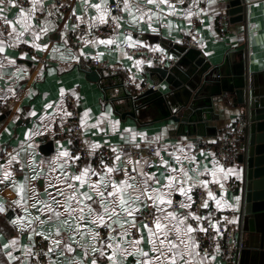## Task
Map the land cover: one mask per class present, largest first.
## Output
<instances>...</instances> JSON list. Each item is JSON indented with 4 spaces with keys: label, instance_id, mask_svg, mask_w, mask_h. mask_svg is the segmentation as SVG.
<instances>
[{
    "label": "crops",
    "instance_id": "0c3cea01",
    "mask_svg": "<svg viewBox=\"0 0 264 264\" xmlns=\"http://www.w3.org/2000/svg\"><path fill=\"white\" fill-rule=\"evenodd\" d=\"M55 1L38 0L29 30L21 26L17 16L20 7H31V0H25L24 5L16 3L3 6V18L13 21L15 35L20 32L24 34L18 39L9 37L8 33L12 31L10 25L9 31H0V41L4 42V51L0 52V99H15L0 118V165L3 166L0 167V203L7 206V213L0 214V264H32V244L39 238L47 244L46 264H73L74 261L92 264L94 258L98 260V264H109L107 257L93 253L90 245L94 241L90 236L86 234L79 238L68 235L69 225L75 227V217L63 215V209H60L62 214L59 217L41 210L44 203L52 204L49 193L54 196L55 192L50 185L61 189L64 187L59 181L63 172L78 174L85 166L96 171L95 165L90 161L81 166L76 163L67 139L48 137L52 146L47 150L42 148L44 143L38 142V135L47 136L57 123L69 118L65 101L67 94L78 103L85 145L90 149L111 146L115 153L109 166L126 168L131 177L128 184L133 187L125 190V199L131 203L132 216L121 212L119 216L113 217L115 220L128 221L125 224L129 230L128 235L117 237L116 241H123L122 248L129 247L127 241L142 236L137 248L148 253L147 259L158 255L152 251L148 228L144 227L145 223L141 219L147 202L152 203L157 217H161V223L166 227L170 224L163 216L169 211L185 216V223L191 224L189 213H193L198 190L204 193L202 203L207 200V207H203V211L212 212L214 223L224 221L237 227L239 195L236 192L241 182V165L238 162L240 150L236 160L224 166L215 156L213 141L228 123L240 120L242 131L239 145L242 144L244 120L238 113L235 93L226 90L233 80H239V71L244 69L250 87L264 92V0H245L244 19L233 23L228 21L224 35L220 33L216 17L218 12L226 10V0H183L182 3L180 0H169L176 11H169L163 3L157 8L154 4H148L147 0H129L131 8L127 11L123 0H87V3L85 0H60L63 9ZM112 2L119 4V12L110 8ZM97 3L108 7L106 21L116 23V34L105 37L95 33L96 29L105 24L92 19L99 16L98 11L91 7ZM137 6H140L145 15L143 19L133 21L132 14H140L136 11ZM149 9L151 15H148ZM189 10L193 13L191 17L187 15ZM78 16L81 19L78 20ZM112 17L119 19L113 20ZM192 18L197 21L195 31L199 36V46L195 47L198 50L195 54L197 56L193 59V64L187 66L189 72L188 69L180 68L174 81H180L182 76L186 77V84L195 96L191 99H195L197 107L202 109V115L208 116L205 121L206 131L202 135L179 131L165 103H150L143 108L129 105L125 95L131 93L127 91L122 77L119 74H109L92 64L93 60H99L122 65L136 84L158 83L164 96L173 95L172 82H161L156 71L159 64H172L176 61L177 57L170 49L174 45H184L182 36L189 28ZM45 20L48 21L49 30L37 38L34 32L44 26ZM108 39L112 41L110 44L100 42ZM37 44L41 47H36ZM125 44L139 48L140 52L136 55L129 54L125 50ZM149 51L157 52L159 58L150 56ZM183 93L186 94L187 90H182L178 95L174 93V96L181 99ZM133 133L136 134L134 137ZM141 133L144 135L141 136ZM143 142L154 146L155 152L140 159H134L124 152L128 145ZM117 156L119 160L116 159ZM12 157L16 159L9 165L8 161ZM163 161H167V165ZM181 168L187 173L186 176L179 171H172ZM213 169L216 170L215 178L209 171ZM5 170L11 171L12 176L5 179ZM105 171L104 168L102 174ZM169 174L177 177L176 183L186 181L183 185L185 194L162 188L167 184L165 177ZM109 175L116 181L124 179L123 171H114ZM149 176H154L155 180L148 178ZM146 178L149 188H160L164 193V203L159 200L154 203L149 198L151 191L143 195L135 191L145 187L143 180ZM91 179L97 180L99 177L92 176ZM204 180L209 181L207 188L202 184ZM72 183L79 186L78 182ZM14 185L24 186L23 196L28 201V221L24 224L33 217H39V221L32 222L30 227L22 226L20 221L11 223L16 217L25 216L23 208L13 203L20 198ZM82 190H89L87 183ZM209 190L215 194L214 198L207 196ZM188 196L192 198L191 202L188 201ZM167 199H171L172 203L168 204ZM216 200L221 202L220 207H217ZM36 201L39 203L32 207V203ZM182 201L189 204V207H181ZM52 207L55 208V205ZM93 207L99 210V205L94 204ZM65 220L69 221V225L64 223ZM148 226L155 230V222ZM88 227L96 232L103 228L102 225L93 226L91 223H88ZM57 230L60 231V236L55 235ZM118 231L117 227L116 232ZM41 232L43 235L39 234ZM108 232L109 230L105 237ZM173 235L170 233V238ZM46 237L61 240L59 250ZM13 238L16 239L15 245L9 243ZM184 239L186 243L194 242L195 246L190 249L191 255L181 248L183 259L179 264H185V261L187 264H201V261L203 264L242 263L241 253L238 258L237 254L232 258L224 257L218 252H200L195 231L186 233ZM72 240L78 242L73 243V250L68 252L64 245ZM4 244H9V247L5 249ZM140 251L130 250L127 255L118 253L116 258L121 264H136L137 260L142 259ZM8 252H11L13 258L7 255ZM247 263L264 264V258H248Z\"/></svg>",
    "mask_w": 264,
    "mask_h": 264
},
{
    "label": "snow or ice",
    "instance_id": "6c2138e0",
    "mask_svg": "<svg viewBox=\"0 0 264 264\" xmlns=\"http://www.w3.org/2000/svg\"><path fill=\"white\" fill-rule=\"evenodd\" d=\"M182 3L183 0H180ZM17 3V0H0V18H3L4 13V5L11 4L15 5ZM85 3H87V0H85ZM148 4H154L157 8H159L160 4L163 3L166 5L169 9V11H176V8L174 5H171L169 3V0H147ZM38 0H31V7L28 9H25L24 7H20L19 14L17 16V20L21 24V26L25 30H29L32 25L30 21L33 18V14L37 10ZM119 6V4H117ZM123 6L124 9L130 10L131 6L129 4V0H123ZM195 6V3L193 4ZM55 7V5H53ZM91 7L95 8L99 16L92 18L93 20H99L100 23H106V16L109 12L108 7L106 4H93ZM43 11V9H41ZM137 13H140L139 16L136 14H132L131 19L133 21H137L144 18L145 13L141 12L140 6H137L136 9ZM59 15V13H56ZM151 9L148 10V15H151ZM49 15H52V13H49ZM187 15L191 17L193 15L192 11L189 10L187 12ZM77 19H81V17H77ZM113 20L119 19L118 17H112ZM4 23L7 25L12 26V31L8 33L9 37H14L16 39L19 38V36H23V32H20L18 35H15V26L13 24L12 20H9L7 18H4ZM48 21L45 20L44 26L40 28L38 32H34V35L38 38L41 33L47 32L49 29L47 27ZM67 27V25H65ZM75 27V26H74ZM131 37H129V40ZM101 43H111V39L108 40H101ZM36 47H41V45L37 44ZM46 47V45L44 46ZM4 51V42L0 41V52ZM133 137L136 135L135 133L132 134ZM141 136L144 134L141 133ZM63 155H67V153H63ZM78 158V157H77ZM16 157H12L8 164L11 165L12 161L15 160ZM117 160H119V156L116 157ZM165 165H167V161H163ZM102 166L106 169V171L102 174L98 171H95L90 166H85L78 174H69L67 172H63L61 177H59L60 183L64 186L62 189L57 188L53 185H50V187H53V190L55 192V195L53 196L51 193H49V200H51L52 204L44 203L42 207V211L45 213H53L55 216L59 217L61 216L60 209H63V215L67 217H75V227H71L69 225V221L65 220L64 223L66 225H69L68 227V235L70 237H79L83 238L86 234L91 237L92 243L90 246L92 248L93 253H98L100 257H107V261L109 264H121V262L116 258L117 254L121 255H127L130 250L132 251H140L137 246L140 244L143 237L139 238H133L130 241H127V244L129 245L128 248H122L121 241L120 243L116 242L117 237H125L128 235V228L125 227V224L128 223V221H120L115 220L113 217L119 216L121 212L128 214L129 216H132V206L130 201L125 199V190L130 189L133 186L128 184V180L131 179V177L128 174V170L120 169L114 166H109L105 164L103 161H101ZM0 167H3L0 165ZM114 171H123L124 172V179L120 181L113 180L110 173H113ZM173 172H181L184 173L183 168L177 170L172 169ZM211 172V175L213 178L216 176V170H209ZM231 171V169H229ZM141 175H145L144 173H141ZM186 176L187 173H184ZM3 176L5 179L12 176L11 171L5 170L3 172ZM92 176H98L99 179L92 180ZM148 178L155 180L154 176H149ZM148 178L143 180V184L145 187L143 189L137 188L135 191L139 192L140 195H143L145 192L151 191L152 195L149 197L154 203L156 200H159L161 203L165 202V195L161 192L160 188H149L148 186ZM35 179V177H33ZM167 184L163 185L162 188L164 189H171L179 191L181 194L186 193V189L184 188V184L186 183L185 180H180L178 183L177 177L175 175L169 174L165 177ZM73 181L78 182L79 186H77L76 183H72ZM87 183L88 185V191H83V186ZM209 181L204 180L202 181V184L205 188H207ZM175 185V187H174ZM14 187H17L14 185ZM190 191V188L188 189ZM17 191L20 193V198L13 201L14 204L20 205L24 212L25 216H18L14 221L11 223L15 224L17 221H20L22 226H31L32 222L39 221V217H33L31 221H29L27 224H24L25 221H28V201L23 196L24 193V186L19 185L17 187ZM207 196L209 198H214L215 194L209 190L207 192ZM56 197H60V199H56ZM95 197V199H94ZM137 199H139V196H137ZM188 201L191 202V197H187ZM107 201V203H106ZM168 204H171V199H167L166 201ZM39 203L38 201L32 203V207H36V204ZM99 205V210L97 208L93 207V205ZM217 207H220L221 202L219 200H216ZM52 205H55V208L52 207ZM181 207H189V204L181 202ZM202 207H207V200H205ZM159 211H163L162 209H158ZM4 209L0 207V212H3ZM189 215L194 216L197 221L201 220L202 217L196 216L194 213H189ZM163 219L166 221H169L170 226L166 227L165 224L161 223V217H157L155 219V230H153L151 227H149L147 224L144 225L145 228H148L149 231V243L152 245V251L158 253V255L153 256L151 259H147L148 253L140 251V256L142 259L137 260L136 264H179L180 260L183 259V253L181 252V248H183L184 251L188 252L189 255H191L190 249L193 248L194 242L192 243H186L184 236L186 233H192L195 231L193 226L191 224H186L185 220L186 217L183 215H179L176 212L169 211L166 215L163 216ZM91 223L93 226L99 224L103 227L107 228L109 230L108 235L103 238V240L100 238L99 232L92 231L88 227V223ZM133 223H134V217H133ZM215 227V223L212 225ZM119 228V231L116 232V228ZM201 231H206L202 226L200 227ZM116 232V235H113V233ZM170 233L174 234L172 238H170ZM40 235H43V233H39ZM56 236H60L61 233L59 230L55 233ZM162 237V238H161ZM51 239V243L53 245H56V250H59V245L61 243V240L51 237H46ZM191 240V238H188ZM78 240H72L71 242L65 243L64 247L66 251L71 252L72 244L77 243ZM10 244L15 245L16 239L13 238L9 241ZM99 245V247H97ZM3 247L7 249L9 247V244H4ZM85 247H88L86 245ZM52 252V249H49V253ZM7 255L10 258L12 257L11 252H8ZM73 264H82V262L74 261ZM92 264H98L97 259L92 260ZM185 264L187 262L185 261ZM201 264L203 262L201 261Z\"/></svg>",
    "mask_w": 264,
    "mask_h": 264
},
{
    "label": "water",
    "instance_id": "95a60500",
    "mask_svg": "<svg viewBox=\"0 0 264 264\" xmlns=\"http://www.w3.org/2000/svg\"><path fill=\"white\" fill-rule=\"evenodd\" d=\"M244 1L226 0V13L231 23L244 19ZM170 52L177 57L176 61L172 64H159L156 74L161 82L163 80L170 84L172 82L173 95L164 96L159 88L157 90L148 88L136 95L126 93L125 97L129 105L138 108L150 103L156 105L165 103L179 131L202 135L206 131L205 121L208 116L202 115V109L197 107L195 99H191L195 96L186 84V77L182 76L180 81H174L180 68L188 69L187 66L193 64L192 61L197 56L195 54L198 50L187 48L185 45H174ZM187 71L189 72V69ZM203 71L205 72V69ZM238 74L239 80H233L226 88L227 91L235 93L238 113L244 120V134L238 154L241 182L236 192L239 195L236 212L237 242L242 243L243 248L235 254L237 258L239 253L242 255L240 264H249L248 258L255 259L258 256L264 258V92L249 86L244 69ZM185 89L187 93H183V98L176 99L174 93L178 95ZM51 146L52 142L48 141L42 145V148L47 150L51 149Z\"/></svg>",
    "mask_w": 264,
    "mask_h": 264
},
{
    "label": "built area",
    "instance_id": "2783aa9c",
    "mask_svg": "<svg viewBox=\"0 0 264 264\" xmlns=\"http://www.w3.org/2000/svg\"><path fill=\"white\" fill-rule=\"evenodd\" d=\"M55 2L59 8H64L60 0H56ZM17 4L24 5L25 0H17ZM110 8L119 12L117 2H112L110 4ZM66 11H69L68 8H66ZM216 22L221 35H224L228 24L226 10L217 13ZM196 25L197 21L192 18L190 20L189 28L182 36V42L187 48H195L199 46V36L195 31ZM9 30V25L4 23V18H0V31L7 32ZM95 33L105 37L114 35L117 33V25L114 21L107 20L102 28L95 30ZM125 50L132 55H136L140 52L139 48H132L129 44H125ZM148 54L152 57L159 58V54L155 51H149ZM92 64L93 66L101 67L109 74H119L122 77L127 91H129L132 95L142 93L148 88L152 90L158 89V83L145 82L140 85L136 84L135 80L129 76L127 70L122 65L109 64L107 62H100L99 60H93ZM14 100L15 99L13 97L0 99V116L7 111L10 105H13ZM65 101L69 110V118L65 121L57 123L47 136L44 134L38 135V142L40 144L45 143L48 141V137L65 138L69 142V149L74 155L75 161L78 165L81 166L86 161H90L93 165H95L96 171L102 173L104 167L102 166L101 161L110 165L112 163L115 150L108 145H103L95 149L88 148L85 145V137L79 122L78 103L69 94L65 95ZM241 131L242 124L240 120L228 123L213 141L215 156L224 166H227L236 160L239 150V138ZM155 150L154 146L143 142L128 145L124 152L134 159H140L145 155L154 153ZM203 198V191L198 190L196 192L193 206V213L196 216L202 217V219L197 221L194 216H191L190 219L191 225L195 228L198 248L200 252L204 254L218 252L224 257L231 256L233 258L235 252L243 248V244L237 242V227L234 224L224 221H217L215 223L216 226L213 227L214 215L210 212V210H207L208 212L203 211ZM0 207L4 209V211L0 212V214L5 215L7 213V206L4 203H0ZM156 218L157 212L155 211L152 203L148 201L145 209L141 213V219L145 224L151 225L155 222ZM201 226L206 229V231H201ZM107 231L108 229L105 227L99 231L100 238L102 240ZM31 251L32 264H46L48 249L47 244L41 238L37 239L32 244Z\"/></svg>",
    "mask_w": 264,
    "mask_h": 264
},
{
    "label": "rangeland",
    "instance_id": "374dc122",
    "mask_svg": "<svg viewBox=\"0 0 264 264\" xmlns=\"http://www.w3.org/2000/svg\"><path fill=\"white\" fill-rule=\"evenodd\" d=\"M227 17H228V15H227ZM229 21V20H228Z\"/></svg>",
    "mask_w": 264,
    "mask_h": 264
}]
</instances>
